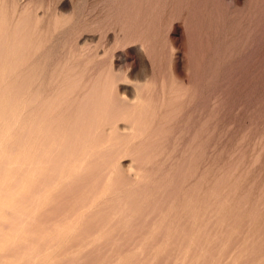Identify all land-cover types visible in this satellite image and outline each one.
<instances>
[{
  "label": "rangeland",
  "instance_id": "obj_1",
  "mask_svg": "<svg viewBox=\"0 0 264 264\" xmlns=\"http://www.w3.org/2000/svg\"><path fill=\"white\" fill-rule=\"evenodd\" d=\"M0 264H264V0H0Z\"/></svg>",
  "mask_w": 264,
  "mask_h": 264
}]
</instances>
